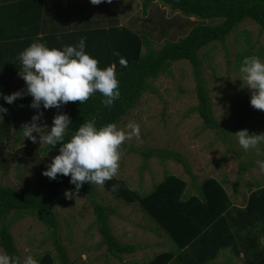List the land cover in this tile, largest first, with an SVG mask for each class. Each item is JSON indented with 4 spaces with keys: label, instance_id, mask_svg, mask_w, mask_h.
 Returning a JSON list of instances; mask_svg holds the SVG:
<instances>
[{
    "label": "trees",
    "instance_id": "16d2710c",
    "mask_svg": "<svg viewBox=\"0 0 264 264\" xmlns=\"http://www.w3.org/2000/svg\"><path fill=\"white\" fill-rule=\"evenodd\" d=\"M23 1L13 8L14 13L18 12L22 20L20 21L17 15L16 17L12 15L11 23L13 24L10 23L11 26L6 25V27L4 25L8 30H4L3 34L12 39L11 43H8L9 55L0 54V92L4 95L16 92L12 88L11 78L12 73L22 70L17 57L32 43L39 42L49 48H62L63 45H74L81 37H85V51L99 61L98 67L104 69L114 66L121 96L110 109L102 104L104 97L99 92L83 104L79 101L68 102L59 108L51 109H43L42 106L40 109L31 108L33 98L25 89L22 91L23 98H18L12 104H8L0 97V105L7 109L6 113H0L3 117L0 119V147L9 137L13 122L20 117H26L28 120L26 123H30L37 112H43V117L52 113L56 115L66 113L69 116L72 124L65 134V142L71 139L79 126L89 120H95L97 128L107 124L117 125L123 121L145 93L156 92L153 81L161 75H170L173 62L181 60L190 63L195 83L197 104L192 110L198 113L205 128L218 130L221 126L214 115L204 77L201 49L212 42L223 45L234 28L245 20L255 22L260 30L264 31V0H140L144 16L150 12L148 7L159 1L169 6L172 11H177L186 17H194L200 22L194 23L186 34L176 40L165 38L158 49L153 47V42L144 33L115 22L114 14L109 19L111 21L109 26H100L99 22L91 26L88 22L89 27L83 29L61 31L56 28L38 37L39 27L44 20L45 1ZM132 1L134 0L126 2ZM92 6L90 0H84L75 2L71 8L74 14L88 21L89 14L93 13ZM10 13V7L0 6V16ZM9 18L10 16H5L0 24L8 23L6 20L9 21ZM166 22L162 20L159 22L161 30L166 28ZM165 33L161 32L159 36H165ZM17 38H22L23 43ZM245 42L246 46L236 54V67L239 69L245 56H258L261 61H264V45L254 49L255 44L250 38H247ZM121 58L127 62V67L121 66ZM239 94L241 91H237L236 95ZM243 100L246 98L236 101V104L241 106V110L234 111L235 117L239 119H242L245 113V108L241 104ZM52 122L53 119L48 126L41 129V132L48 133ZM22 128L18 129L17 133L22 132ZM34 135L39 134L34 133ZM224 137H226L225 134ZM31 144L32 141L27 138L26 147ZM60 146L57 144L49 149L50 146L46 145L44 149L54 150L53 157H55L59 154ZM140 152L145 161L142 167L146 166V159L152 156L161 157L162 160L172 159L183 166L191 181L189 183L181 176L166 173L149 191L144 193L134 189L122 178L113 177L105 181L104 186L112 197L122 199L128 204L138 203L140 209L154 220L157 228L163 229L176 245V251L161 253L147 262L138 264H168L175 257L188 259L187 264H208L213 263L226 248H229L236 257L243 254L244 264H264V247L259 242V236L249 230L250 228L257 230L259 226L264 231V185L248 184L249 194L245 198V206L238 207L234 205L224 186L225 180L206 177L197 184L192 166L182 154L169 149H146ZM0 153L2 154L1 148ZM6 163L7 161H4L2 165ZM253 166L254 163L248 164L241 160L238 163V177ZM113 185H118V190L115 192L112 191ZM66 192H71L72 196L66 201H61V206L72 202L73 196L77 194L84 195L91 201L95 224L101 235L100 243L106 245L110 255L119 258L138 248L134 244L119 241L113 235L109 225V216L112 211L98 203L93 184L85 182L79 190H76L75 185L70 183V176L58 174L55 180L43 176L33 187L24 184L22 188L15 189L0 184V248L3 249L4 254L17 257L20 261L10 231L13 220H7L8 216L12 213L18 217L31 215L38 218L55 236L54 249L40 254L37 257L39 264H73L67 256L66 247L57 236L59 221L57 213L52 209L53 202L66 196ZM244 230H246L245 238L242 234Z\"/></svg>",
    "mask_w": 264,
    "mask_h": 264
},
{
    "label": "rangeland",
    "instance_id": "374dc122",
    "mask_svg": "<svg viewBox=\"0 0 264 264\" xmlns=\"http://www.w3.org/2000/svg\"><path fill=\"white\" fill-rule=\"evenodd\" d=\"M123 1L112 4L114 16L119 19L118 22L131 27L128 25L129 17V23L133 25L132 30L147 35L155 49L161 46L165 38L176 40L186 34L194 23L200 22L194 17H186L177 11H172L169 6L158 2L155 3L156 8L152 7L149 14L144 16L140 0L128 3L127 0ZM107 4V2L101 3L104 14L107 13ZM160 18L163 22L167 21L165 31L160 29ZM161 32H166L165 36H159ZM247 38L254 42V49L264 45V31H261L258 24L251 20H245L235 27L223 45L212 42L200 52L204 63V77L220 129L205 128L198 113L192 110L197 104V97L190 63L186 60L173 62L170 75H161L153 81L156 92L145 93L123 121L116 125L117 129L130 133L131 130L127 125L138 124L140 135L138 137L132 135L120 146L119 169L114 177L125 179L140 193L149 191L166 173L181 176L190 183L191 178L183 166L175 160H162L161 157L152 156L146 159V166L142 167L145 161L140 151L169 149L182 154L189 161L196 175L197 184L206 177L223 179L226 181L224 186L229 195H232L233 190L236 189L238 195L242 196L241 199L238 198L239 203L245 201L248 194L245 182L247 184L253 181L264 182V171L260 170L258 164L259 161H264V143L257 145L256 149L245 151L234 135L243 129H247L250 134L264 133V120L262 121L264 110L251 106L252 90L245 85L243 74L236 67V54L246 46ZM8 45L6 44L5 47L0 43V54H8ZM237 91H241V94L236 95ZM243 98H246L241 103L245 113L242 119H239L235 117L234 111L241 110V106H238L236 101ZM55 115L56 113H52L43 117L38 122V126H48ZM27 121L26 117H20L13 122L9 137L0 147L2 149L0 184L3 186L15 189L22 188L24 184L36 186L44 176L42 173L52 161L54 150H45L46 144L41 145L39 135L36 143L32 142L26 147L27 138H24L23 131L17 133ZM226 138L228 139L225 141ZM241 160L248 164L254 163V166L238 177V163ZM4 161H7L6 165H2ZM93 186L98 203L117 214V219L109 220V223L111 220L118 222L112 223L115 224L116 234L120 237L126 234V237L135 241L145 239L150 241L152 237L149 234H157V224L140 209L138 203L128 204L122 199L112 197L104 185L93 184ZM68 198L64 196L52 204L59 221L57 236L66 247L67 256L73 264H87L89 261L93 264L91 263L93 260L96 264H100L95 260L101 248L97 246L100 234L95 224L92 203L84 195L77 194L73 196L72 202L61 206L60 202ZM9 219L13 220L10 231L22 264L28 256L37 260V257L46 250L54 249L53 232L38 218L31 215L18 217L12 213L8 216L7 220ZM131 225L133 228L130 229ZM165 239V242L162 241L163 245L176 251V245L166 234ZM224 250L225 257L221 255L222 258L215 263L219 264L227 260L234 264H242L230 253V250ZM104 251H106L105 247ZM0 254H4L2 248Z\"/></svg>",
    "mask_w": 264,
    "mask_h": 264
},
{
    "label": "clouds",
    "instance_id": "9594fccd",
    "mask_svg": "<svg viewBox=\"0 0 264 264\" xmlns=\"http://www.w3.org/2000/svg\"><path fill=\"white\" fill-rule=\"evenodd\" d=\"M103 2L111 3L112 0H90L93 5ZM86 38L81 37L72 45H63L62 48H49L43 43H32L17 57L22 70L19 75L25 81L27 94L33 99L31 108L43 109L59 108L68 102L79 101L85 103L91 96L99 92L104 99L102 104L109 109L121 96L119 80L114 66L101 69L99 61L85 51ZM119 55V53H115ZM122 67H127V62L121 58ZM239 71L243 74L245 85L252 90L250 104L255 109L264 110V61L258 56H245ZM24 93L16 91L2 97L8 104L14 103L18 98H23ZM7 109L0 105V113ZM43 112L33 115L30 123L23 125L24 138L33 143L39 141L50 148L60 144L59 154L52 158L47 169L42 173L51 180L58 174L70 176V183L79 190L85 182L103 186L105 181L117 175L120 160V146L130 139L132 135H140L138 124L129 123L130 133L117 129L114 124H107L97 128L95 120L84 122L75 131L71 139L65 142V134L72 124L66 113L57 114L53 118L52 126L48 133H42L38 122L42 119ZM0 119H3L0 116ZM239 145L245 150L256 149L257 145L264 143V133L250 134L247 129L239 130L234 134ZM259 168L264 171V161H259ZM118 190V185L112 186V191ZM71 197V192H66ZM99 232V231H98ZM100 234V233H99ZM101 237V235H100ZM101 241V238H100ZM106 245L103 243H100ZM107 251V248H106ZM0 264H20L17 257L0 254ZM24 264H39L32 256H28ZM210 264H215V261Z\"/></svg>",
    "mask_w": 264,
    "mask_h": 264
},
{
    "label": "crops",
    "instance_id": "0c3cea01",
    "mask_svg": "<svg viewBox=\"0 0 264 264\" xmlns=\"http://www.w3.org/2000/svg\"><path fill=\"white\" fill-rule=\"evenodd\" d=\"M23 0H0V6L4 5V6H8L10 7L11 13L8 14H2L0 16V23L1 20H4L5 16L9 18V21L6 20L8 23L6 24H0V37H4V39H0V43H3V45L6 46V44H8L10 42V40L12 38H8L7 36H5L3 34L4 30H8L6 29V25L11 26V20H12V15H14L16 17H18V19H20V21L22 20L18 14V12H16V14L14 13V9L15 5H17L18 3L22 2ZM45 1V6H44V11H43V21L42 24L40 25L39 29L40 32H38V37H42V35L44 33H49L51 32V30H54L56 28H58V30L61 31H71V30H75V29H83L86 27H89V23L91 26L96 25V22H99L100 26L104 25V26H109L111 25V21L109 20L110 17L115 13L113 12V7L112 4L113 3H120L123 2V0H112L111 3H108L106 5V12L107 13H103L102 11V7L101 4L99 5H93L92 6V11L89 14V20L86 21V19L78 17L76 14L73 13L72 11V5L75 2H80V1H84V0H44ZM24 2V1H23ZM158 3H161L159 1H156ZM154 2L151 6L148 7V11H151L150 9L152 7H155V3ZM162 4V3H161ZM156 8V7H155ZM143 13V12H142ZM107 14V17H106ZM116 19L115 22H117L119 25H125L122 22H118V18L114 17ZM88 19V18H87ZM128 25L129 26H133L129 23V17H128ZM11 23V24H10ZM5 25V27H4ZM3 28V31H2ZM23 29V28H22ZM6 37V38H5ZM19 39V41H23L22 38H17ZM14 40V38H13ZM11 43V42H10ZM23 43V42H22ZM35 43H39V42H35ZM20 71V70H19ZM19 71H16L14 73H12V80H11V85L14 91H23L24 89L27 91V87L25 86V81L23 82L22 77L18 74ZM14 79V80H13ZM246 185L248 184H255L257 182H249L247 184V182H245ZM258 184H262L263 183H258ZM248 191V190H247ZM234 194V195H233ZM233 194L230 196L232 197V200L234 202V205L238 206V207H244L245 206V202L244 200H242L241 203L238 202V198H242V196L240 197V195H238V192L236 189L233 190ZM249 194V192H248ZM247 194V195H248ZM111 214L109 216V220L112 218H116V212H114L113 210H111ZM123 220V219H120ZM113 220H111V222L109 223L112 233L113 235L116 237V239H118L119 241L123 242V243H130V244H134L136 246H138V248L134 251L131 252L129 254H123L121 257L116 258L115 256L110 255L107 251H104V245L100 244V240L98 241V245L100 246L101 250H98L96 256H95V260L97 262H99L100 264H138V263H142V262H147L148 260H151L152 258H154L155 256L167 252V251H174L175 249H171L169 247H167L166 245H163L162 241L165 242V233L163 231V229H158V231H156L157 234H149V236H151V240L148 241L147 239H145L144 241L141 240H137L135 241L134 239H129V237H126V234L123 236H119L118 234H116V228H114L115 224L112 223H118L117 221L112 222ZM124 221H127L126 219H124ZM125 222H122V224ZM127 223V222H126ZM130 229L133 228L132 225L129 226ZM249 230L252 231V233H256L259 236V242L261 244V246L264 247V231L263 229L259 228L256 230L255 228H250ZM245 233L246 230L243 231V238H245ZM162 236V237H161ZM101 238V237H100ZM230 250L229 248H226V250ZM225 251V250H224ZM224 251L221 253V255L223 257H225ZM231 253V252H230ZM232 254V253H231ZM221 255H219L217 257L216 260H214L215 262H218V260L221 257ZM234 256V255H233ZM236 257V256H234ZM236 259H239L241 261L242 264H244L243 261V254L240 255V257H236ZM235 259V260H236ZM234 260V261H235ZM90 262V261H89ZM87 264H90V263ZM93 264H96L95 261L93 260V262H91ZM189 263L188 259L186 258H179V257H175L171 262H169L168 264H187ZM218 264V263H215ZM219 264H234L231 263L227 260H225L224 262H221Z\"/></svg>",
    "mask_w": 264,
    "mask_h": 264
}]
</instances>
